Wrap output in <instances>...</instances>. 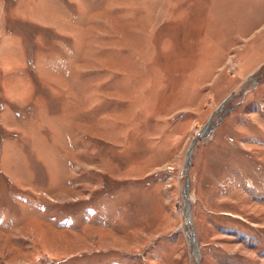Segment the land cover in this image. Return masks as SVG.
<instances>
[{
  "label": "rangeland",
  "instance_id": "1",
  "mask_svg": "<svg viewBox=\"0 0 264 264\" xmlns=\"http://www.w3.org/2000/svg\"><path fill=\"white\" fill-rule=\"evenodd\" d=\"M0 264H264V0H0Z\"/></svg>",
  "mask_w": 264,
  "mask_h": 264
},
{
  "label": "water",
  "instance_id": "2",
  "mask_svg": "<svg viewBox=\"0 0 264 264\" xmlns=\"http://www.w3.org/2000/svg\"><path fill=\"white\" fill-rule=\"evenodd\" d=\"M192 147H193V144L190 146V152H191ZM190 152H189V155H190ZM189 160H190V156H189ZM188 187H189V183H187V185H186V192L188 191L187 190ZM196 244H197V242H196Z\"/></svg>",
  "mask_w": 264,
  "mask_h": 264
}]
</instances>
